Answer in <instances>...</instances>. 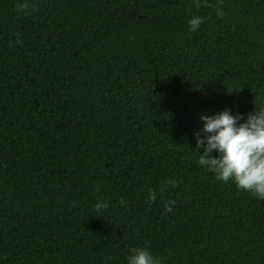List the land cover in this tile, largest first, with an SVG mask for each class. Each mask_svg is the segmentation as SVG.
<instances>
[{
    "label": "trees",
    "instance_id": "obj_1",
    "mask_svg": "<svg viewBox=\"0 0 264 264\" xmlns=\"http://www.w3.org/2000/svg\"><path fill=\"white\" fill-rule=\"evenodd\" d=\"M21 2L0 0V264H125L144 246L264 264V200L191 152L200 115L264 107V0H223L222 18L191 0Z\"/></svg>",
    "mask_w": 264,
    "mask_h": 264
},
{
    "label": "clouds",
    "instance_id": "obj_2",
    "mask_svg": "<svg viewBox=\"0 0 264 264\" xmlns=\"http://www.w3.org/2000/svg\"><path fill=\"white\" fill-rule=\"evenodd\" d=\"M17 11L29 14L35 10V4L29 0L17 4ZM193 9L214 7L215 15L222 18L225 15L223 0H217L215 6L209 0H191ZM204 17L192 13L187 20L189 32L197 31L204 22ZM201 126L194 133L195 148L191 151L198 156V164L212 172L215 179L222 182L231 181L238 190L250 193L258 200H264V107L254 109L246 116L233 115L229 109H224L212 115L198 117ZM242 121V122H241ZM202 149L198 154L197 150ZM212 152L216 156L210 155ZM178 181L169 178L163 188L175 187ZM149 202L157 199V193L149 191ZM126 203L121 199V204ZM175 200L165 204L166 211H172ZM108 202L97 201L94 210L101 212L108 208ZM125 264H162V259L144 247H132L125 256Z\"/></svg>",
    "mask_w": 264,
    "mask_h": 264
}]
</instances>
